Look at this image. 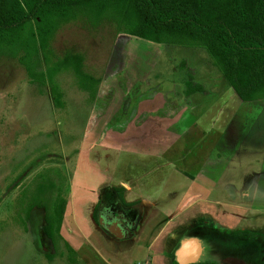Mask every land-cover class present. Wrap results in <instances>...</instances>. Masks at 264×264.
<instances>
[{
  "label": "rangeland",
  "instance_id": "374dc122",
  "mask_svg": "<svg viewBox=\"0 0 264 264\" xmlns=\"http://www.w3.org/2000/svg\"><path fill=\"white\" fill-rule=\"evenodd\" d=\"M52 51L54 62L67 53L81 55L84 73L101 83L94 98L73 69H62L54 84L32 83L17 60L0 58V264H131L132 258L142 259L141 252L116 254L98 218L88 227L82 222L95 213L99 200L91 170L98 152L79 156L84 125L96 98L114 99L119 89L123 90L118 93L129 94V89L133 94L124 101L126 112L118 114L126 117V125L147 134L150 113L154 122L166 125L156 127L153 137H163L168 147L174 142V149L159 161L163 168L149 157L123 155L116 180L126 176L123 166L128 165L127 176L156 184L149 191L161 195L164 190L170 194L161 185L184 188L197 177L193 198L201 197L184 220L198 228L218 224L229 229L224 241L206 229L199 231L207 250L203 259L226 260L213 255L211 247H231L230 253L247 264H264V100L242 101L205 50L153 46L109 22L97 28L83 22L65 25ZM189 73L205 89L191 98L186 93ZM107 107L122 112L117 102ZM168 111L176 114L175 123L165 117ZM168 126L175 130L169 132ZM137 148L166 150L151 140ZM171 159L174 166L165 167ZM152 166L158 169L150 172ZM58 198L66 202L65 215L61 238L52 243L45 235L46 216ZM170 233L171 228L156 249ZM152 258V264L161 263L159 257ZM172 260L173 255L164 257V263Z\"/></svg>",
  "mask_w": 264,
  "mask_h": 264
},
{
  "label": "trees",
  "instance_id": "16d2710c",
  "mask_svg": "<svg viewBox=\"0 0 264 264\" xmlns=\"http://www.w3.org/2000/svg\"><path fill=\"white\" fill-rule=\"evenodd\" d=\"M72 22H109L153 46L203 49L242 101L264 100V0H0V58L17 60L32 83L54 84L62 69H73L94 98L101 81L84 73L81 55L53 61V40ZM204 91L189 73L187 96ZM65 205L58 198L47 212L52 243L61 238Z\"/></svg>",
  "mask_w": 264,
  "mask_h": 264
},
{
  "label": "crops",
  "instance_id": "0c3cea01",
  "mask_svg": "<svg viewBox=\"0 0 264 264\" xmlns=\"http://www.w3.org/2000/svg\"><path fill=\"white\" fill-rule=\"evenodd\" d=\"M122 90L123 89H119L118 91ZM126 90L129 94H122L117 91L115 95L113 94L114 99L105 102L102 101L101 97L96 98L94 109L91 113L92 116L87 124L84 125L85 133L82 135V141L80 142L82 143V148L79 152V156H81L82 153L88 156L90 152H98V155L93 157V162L90 160L93 168H91V170L97 180L96 187L94 188L96 193L99 194V200L96 206L98 207L100 203L104 207L105 212L106 210L109 211V215L106 212L108 219L105 215L99 216L100 226H98L106 232L109 231L110 243L113 245L112 250L116 251V254L118 251L122 252L123 250L125 252H133V254L141 252L142 256L139 257L142 259L139 258V260H137L132 258L128 260V262L131 261V264H152L153 255L159 257L161 261L160 264H167L166 261L164 263V257L167 256V254L173 255L171 264H180L178 262L177 253L185 241L192 240L195 241L196 244H194L185 255V259L190 261V263L187 264H247L244 260L239 258L238 254L230 253L231 247H211L213 255L218 254V256H225L226 260H223L224 258L213 259L211 257L210 260L203 259L207 250L197 235L199 231L201 229H206L210 232L208 235L211 237L216 235V239L224 241L229 235V229L218 224H212L211 227L208 228H198L196 225L195 227L188 223L186 219L184 220L193 204L201 197L196 195V197L193 198L192 191H194V187L196 186L197 177L194 176L191 180H188L191 183H188L184 188H179L175 184L173 185V189L167 185H161L164 189L170 190V194L164 190L161 195L160 193H151L158 192L157 190L149 191L156 184H145L146 182L140 183L136 181V179L127 176L126 171L128 170V165L123 166V172H125L124 175L126 176H122V178L116 180L120 165L119 159L120 157L123 158V155L149 157L153 160H157L155 164L158 168H163L164 165H159L161 164L159 161L164 159V153H169L174 149H170L174 142L168 147L163 137H153L157 134V132L154 133L156 127L161 125L162 128H166V125L154 122L153 116L149 115L150 113L146 114L149 117L148 121H150L151 117L150 122L152 123V126L147 128L148 133H143L138 128H134L133 131L137 132V135H134L130 125H126L127 122L124 121L126 117L124 115L123 117L118 116V114H124L126 112L124 104L125 99L129 100L133 97L132 92H130L129 89ZM114 102L121 105L122 112L119 113L107 107ZM151 110L150 108L147 109L149 112H151ZM100 112H104L105 115H101ZM190 112L191 110H189V114L186 113V116H189ZM167 116L172 119V123L176 122L177 116L174 112L168 111L165 117ZM184 118L180 117L178 119L182 121ZM145 119L146 118H143L140 123L145 121ZM174 126H176V124ZM167 129L169 132L175 130L173 126H168ZM150 140L153 141L157 147H164L166 150H163V152L153 150L154 152L157 151L153 153L151 150H139L137 148L140 144H146ZM84 159H86V157ZM87 161L90 162L88 159ZM87 161H85L86 164ZM174 162V159H171V161L166 162L167 164H165V167H173ZM141 164L142 163H139V165ZM157 167L153 168L152 166L150 172L156 170ZM174 181L176 180L173 178L172 182ZM96 188L99 189L96 190ZM157 188L159 190L160 186H157ZM118 191L122 193L123 200L119 197ZM144 191H147L149 197L146 196L147 194L144 195ZM97 207L95 208L97 209ZM94 214L95 213H92L86 220H82V222H85L86 227H88V224H91V222L94 223ZM103 227H105V229ZM170 228L171 233L169 238L156 249L155 247L159 243L160 237L164 236ZM210 243L214 244L211 238ZM121 246L123 248H120ZM154 250L156 254L153 253ZM172 250H174L173 253L171 252ZM116 254L115 259L117 256ZM117 264L120 263L117 262Z\"/></svg>",
  "mask_w": 264,
  "mask_h": 264
},
{
  "label": "water",
  "instance_id": "95a60500",
  "mask_svg": "<svg viewBox=\"0 0 264 264\" xmlns=\"http://www.w3.org/2000/svg\"><path fill=\"white\" fill-rule=\"evenodd\" d=\"M196 244L195 241H192V240H188V241H185L182 246H181V249L179 250V252L177 253L178 254V262L180 264H187V263H190V261H187L185 259V255L187 254L188 250L192 248V246ZM233 262H236V261H233Z\"/></svg>",
  "mask_w": 264,
  "mask_h": 264
},
{
  "label": "flooded vegetation",
  "instance_id": "af4514ba",
  "mask_svg": "<svg viewBox=\"0 0 264 264\" xmlns=\"http://www.w3.org/2000/svg\"><path fill=\"white\" fill-rule=\"evenodd\" d=\"M98 209H99V213H98ZM97 217H98V225L100 226L99 224V216L101 215H105V217L108 219V215L106 214V212L104 211V207L102 206V204L99 203L98 207H97ZM104 213V214H103ZM105 229V227H103ZM109 232V231H107Z\"/></svg>",
  "mask_w": 264,
  "mask_h": 264
}]
</instances>
